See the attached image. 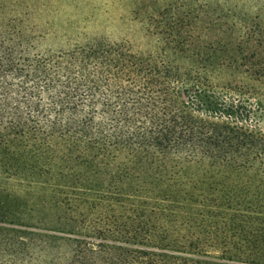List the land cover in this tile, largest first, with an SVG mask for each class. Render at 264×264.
Instances as JSON below:
<instances>
[{
  "label": "trees",
  "instance_id": "trees-1",
  "mask_svg": "<svg viewBox=\"0 0 264 264\" xmlns=\"http://www.w3.org/2000/svg\"><path fill=\"white\" fill-rule=\"evenodd\" d=\"M233 18L153 55L0 12V264H264V12Z\"/></svg>",
  "mask_w": 264,
  "mask_h": 264
},
{
  "label": "rangeland",
  "instance_id": "rangeland-1",
  "mask_svg": "<svg viewBox=\"0 0 264 264\" xmlns=\"http://www.w3.org/2000/svg\"><path fill=\"white\" fill-rule=\"evenodd\" d=\"M0 12L20 19L38 37L42 51L103 38L157 55L164 40L214 37L219 27H230L233 15L262 14L264 0H0ZM233 82L252 85L243 76Z\"/></svg>",
  "mask_w": 264,
  "mask_h": 264
}]
</instances>
